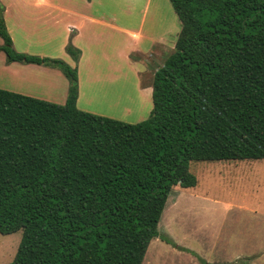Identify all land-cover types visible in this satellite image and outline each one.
Masks as SVG:
<instances>
[{"label":"trees","instance_id":"obj_1","mask_svg":"<svg viewBox=\"0 0 264 264\" xmlns=\"http://www.w3.org/2000/svg\"><path fill=\"white\" fill-rule=\"evenodd\" d=\"M170 2L181 30L137 123L79 109L77 68L16 51L0 3L8 61L69 80L64 104L0 88V233L23 232L8 264H142L152 239L177 246L158 224L193 161L264 159V0Z\"/></svg>","mask_w":264,"mask_h":264},{"label":"rangeland","instance_id":"obj_2","mask_svg":"<svg viewBox=\"0 0 264 264\" xmlns=\"http://www.w3.org/2000/svg\"><path fill=\"white\" fill-rule=\"evenodd\" d=\"M104 3L106 9L119 11L120 17L124 9L134 7V15L129 21L140 24L144 0H104ZM150 10L151 14L162 13L164 19L167 17V25L173 22L174 17L179 23L170 0H153ZM149 21L150 17L145 30L159 31V27H152ZM8 25L13 32L15 48L19 51L58 53L60 39L57 49L39 46L30 40L34 37L33 32L27 33L30 37L28 43L24 39L25 33L18 29L14 20L10 18ZM99 43L109 53H114L117 48L124 49L129 42L123 37L108 39L105 36ZM3 44L0 36V46ZM65 52L68 53L67 50ZM132 56L137 60H147L144 55H141L142 58L140 55ZM51 58L66 61L60 56ZM5 62H9L7 54L0 50V88L32 93L36 98L41 96L40 92H54L51 86L56 83V78L47 72L40 74V70L37 73L28 70L23 75H17L10 69L11 73L5 68L3 70ZM154 63L155 59L150 60L146 68L150 70ZM85 66L90 73L83 76L80 108L129 123L141 122L149 117L153 108L152 92L140 90L144 81L133 72L124 68L119 74L115 72V76L107 77L103 72L107 66L104 59L99 63L91 59ZM90 74L95 77L88 79ZM191 170L198 178L197 186H175L158 224L159 232L170 237L177 246L160 237L152 239L142 264H264V159L193 161ZM22 234V229L12 234L0 233V264H8L14 259Z\"/></svg>","mask_w":264,"mask_h":264},{"label":"crops","instance_id":"obj_3","mask_svg":"<svg viewBox=\"0 0 264 264\" xmlns=\"http://www.w3.org/2000/svg\"><path fill=\"white\" fill-rule=\"evenodd\" d=\"M152 1L144 0L140 24L136 25V23L129 21L134 15L132 11L134 7L130 6L129 9H124L122 17H120L119 11L106 9L104 0H16L12 2L0 0L4 6L3 16L5 24L11 35L13 48L16 51L18 49L15 48L16 42L13 32L8 25L10 18L14 20L18 29L25 33L24 39L28 43H30L28 41L30 38L27 34L28 32H33L34 37L30 39L31 42H35L39 46H47L48 48H55L58 39H60L57 45V47L60 45L57 54H52L47 50L38 52L18 50V52L32 53L33 55L42 57L60 56L65 58L66 62L72 67H76L79 82L77 107L81 110H85L84 108H80V103L83 99V76L90 73L89 68L86 69L85 65L91 59H96L98 63L101 59L107 61L106 72L103 71L107 77L109 75L113 77L115 72L119 74L121 69L124 70L126 68L127 71L133 72L138 79L144 81L140 84V90L153 93L154 74L163 66L167 57L174 51L176 40L181 30L179 25L181 22L179 20V23H177V19L174 17L173 22L167 25L165 23L167 17L164 19L162 13L160 15L155 12L151 14L150 5ZM148 17H150L149 24L154 28L159 27V31L148 32L145 30ZM105 36L108 39L123 37L129 43L126 44L124 49L117 48L114 53H109L99 43ZM69 42L81 50L77 61L69 53L65 52V48ZM132 55H140V57L144 55L147 57V60H137ZM153 59L156 60V63L151 65L149 70L146 68V63H149ZM2 68L3 70L5 68L8 72H10V69L12 73H17V75H23L28 70L32 72L40 70V74L47 72V74L56 78V83L51 86V89L54 88V92H40L41 96H37V98L60 104L66 102L69 81L66 77H63L58 68L54 69L36 63L20 61L5 62ZM92 77H95V75L90 74L88 79ZM58 88L60 89L58 90ZM23 93L24 95H33L32 93ZM85 111L91 112L89 110Z\"/></svg>","mask_w":264,"mask_h":264}]
</instances>
